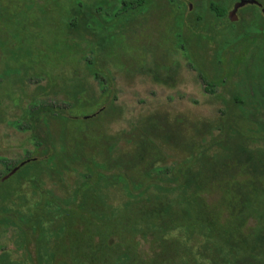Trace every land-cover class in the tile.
Instances as JSON below:
<instances>
[{"label":"rangeland","instance_id":"obj_1","mask_svg":"<svg viewBox=\"0 0 264 264\" xmlns=\"http://www.w3.org/2000/svg\"><path fill=\"white\" fill-rule=\"evenodd\" d=\"M98 1L103 0H0V158L17 169L0 183V191L10 182L37 220V231L31 229L33 237L25 247L17 245L16 227L0 225V245L11 252L13 261L39 264L36 236L51 225L52 204L59 206L57 199H66L81 182L79 174L89 168L106 181L122 175L133 183L134 194L142 185L152 204L143 208L145 201H138L141 214L123 216L125 197L117 180L109 184L106 210L136 219L143 229V219L151 218L141 216L145 210L164 208L166 200L178 199L156 189L158 176L149 177L148 172L175 169L178 163L173 174L191 188L186 198L191 197L194 219L173 227L170 220L162 221L167 242L176 240L197 264H261L264 14L249 5L239 9L236 22L228 17L216 21L210 2L232 11L238 1L149 0L141 14L121 24L114 19L116 27L106 32L72 29L68 19L78 5L94 6ZM255 1L264 7V0ZM199 13L205 19L201 24ZM87 64L108 83L102 85ZM200 73L215 84L213 92L206 91ZM43 105L65 119L49 115L45 126L44 113L38 114ZM118 154L121 160L129 158L133 167L122 171L111 163L105 168ZM52 155L58 156L62 175L37 166L26 170L33 164L43 166ZM17 197L0 203L15 210L24 202ZM172 216L180 218L177 213ZM107 224L96 221L88 228L97 234ZM118 236L127 238L123 229ZM50 240L56 243L53 236ZM79 240L78 235L70 238L73 243ZM138 240L139 256L149 260L154 248ZM117 242L115 236L108 241L113 246ZM84 252L86 264H99V254L88 248ZM173 255L163 251L162 262ZM130 264L141 263L135 259Z\"/></svg>","mask_w":264,"mask_h":264},{"label":"trees","instance_id":"obj_2","mask_svg":"<svg viewBox=\"0 0 264 264\" xmlns=\"http://www.w3.org/2000/svg\"><path fill=\"white\" fill-rule=\"evenodd\" d=\"M148 5L149 0H114V2L103 0L101 2L98 1L94 6L92 3L86 4V6L83 7L78 5L76 10L77 12H75L71 19H68V22L70 27L74 30L79 31L86 29L98 35V32L100 31L106 32L107 29L116 27L113 24L114 19L121 21L119 22L120 24L122 21L129 22L131 16L135 13L141 14L140 11ZM209 11L216 21H222L227 17L228 8L226 6L210 2ZM197 17L198 24L204 22L205 19L203 13H199ZM179 20L180 24H182V18ZM179 37L181 36L179 35ZM181 47L183 50H186L185 45H181ZM92 53L95 55L96 51H92ZM87 65L93 72L94 77L102 83V85H106V83H108L104 74L96 71L92 65L91 67L89 64ZM199 76L207 85L206 91L213 92L215 84L211 83L204 74L200 73ZM107 89L108 88L104 87L103 91L105 92ZM259 95L262 97L261 93H259ZM260 96L259 98H261ZM38 111V114L42 112L44 113L41 120L45 126L48 124L47 117L49 115L55 117L54 114H58L56 112H52L49 105L40 106ZM30 114L33 119L34 114H32V112ZM58 115L60 117L58 119H65L60 114ZM147 123L152 127L151 123ZM143 128L141 131L144 130ZM52 147L53 149H56L54 148L55 144H52ZM111 150L112 147L108 149L109 154H111ZM109 156L112 159V155ZM57 157V155H52L48 160H46L43 166L33 164L28 166L26 170L33 169V166H37L43 169V171L45 169L44 172L54 170L57 175H62L63 171L58 169L59 165ZM115 157L117 158L116 161L112 160V162H106L104 167L106 168L107 166H111V163H116L122 171H124L123 169L133 167V164L128 161L129 158L121 160L122 157L120 154ZM188 159L189 156L185 159V161ZM0 163L4 166V171L0 172L1 180L4 176L14 170L15 166L11 165L8 160L3 158H0ZM177 166L178 163L174 164V167H176L175 169L163 167L161 169L148 172L147 175L149 177L154 173L158 176V179L154 184L156 189L160 190L164 195L167 194L166 196L173 193L174 195H177L178 199L176 200V198H173L171 200H166V202H164L165 205H163V207L165 206L164 208H162L161 205H158L155 210H145L146 213L141 216L151 218L147 222L143 219V229L140 222L136 219L129 221V219L126 220L125 218L128 216H133V218H135L136 213L141 214L139 211L142 209H139L138 201H145V204L147 205L143 206V208H148L152 204V202L146 197V192L141 190L142 185L136 186L138 193L134 194L130 190V184L133 185V183H130L131 181L127 180V178L125 179L122 175L113 177L115 179H111V181H106L100 178L101 175H99V178L95 177V172L92 171V168H89L87 172L83 174L80 173L79 175L82 179L81 182L77 183L73 192L69 194L66 199L58 200L56 197L52 196L57 199L59 206L52 204L51 209L53 210L50 212V218L48 219L51 225L49 228H41V235L36 236L39 247V264H86L84 255L86 248H88L91 253L100 255L99 264H117L116 261L118 264H130L135 259H138L141 264H197V260H194L191 254L181 247L176 240H173V243L167 242V232L162 225V221H166V219L171 221V227L180 222L183 224L187 223L188 219H191V221L194 219L191 197L186 198L190 194L191 188L180 182L178 177L174 176L173 172L176 171ZM189 176L191 175H188V178ZM116 180L119 181L123 188L125 197L123 216L125 217L121 214L116 215L114 211L109 212L106 210L109 184ZM191 181L195 183L194 180ZM1 188L0 201L2 200L7 202L13 197H17V189L11 187L10 182L1 185ZM131 197H137L138 199L133 202L130 200ZM17 198L23 199L24 202H19V204L16 205L15 210H8L1 205L3 203H0V217H2L0 218V225L16 227L19 231L17 245H24L25 247L29 242L28 237L32 236L31 229L34 233L37 231V228L33 226L37 220L34 219V213L31 211L29 205H27L25 198ZM127 198H129V200ZM48 201L50 202L51 199L48 198ZM23 207L26 208L25 212L22 211ZM176 213L180 218L174 220L172 214L175 215ZM117 216H120L121 218H118ZM137 218H139L138 220H141L139 216H137ZM96 221H100L102 223L108 222V224L104 227H99L100 230L97 234H91L89 231V225L96 224ZM79 224L83 226V229L78 226ZM171 227L170 230L174 231V228ZM122 229L125 231L127 236L124 240H120L118 236ZM47 232L49 233V239L46 234ZM75 235H78L81 240L76 243L70 242V238ZM52 236L55 238L56 243H52L50 240ZM113 236L118 238V242L114 246L108 243L110 237ZM32 237H30V239ZM138 238H140L143 242H148V244L151 243V246L154 248V255L151 257L153 259L150 258L147 260L146 258L143 260L139 256L140 244L138 242ZM163 251L167 252V254L169 251L174 254L168 262H162L161 260ZM77 253L78 257L74 259ZM113 253L118 256L116 260H113L111 257L113 256ZM29 255L30 254L28 252L27 256ZM67 257L69 258L67 259ZM11 258V252L4 248L3 245H0V264H21V262L13 261ZM262 258L263 259L260 257V261L261 264H264V257Z\"/></svg>","mask_w":264,"mask_h":264},{"label":"water","instance_id":"obj_3","mask_svg":"<svg viewBox=\"0 0 264 264\" xmlns=\"http://www.w3.org/2000/svg\"><path fill=\"white\" fill-rule=\"evenodd\" d=\"M257 3L255 0H239L235 6H234V9L230 12L229 14V20L231 22H236L237 21V12L240 8L248 5V4H255ZM263 13H264V8H263ZM16 168L14 170H12L8 175H6L5 177H3L1 180H0V183H3L5 181H7L11 176H13L15 173H16Z\"/></svg>","mask_w":264,"mask_h":264},{"label":"flooded vegetation","instance_id":"obj_4","mask_svg":"<svg viewBox=\"0 0 264 264\" xmlns=\"http://www.w3.org/2000/svg\"><path fill=\"white\" fill-rule=\"evenodd\" d=\"M237 1H239V0H237ZM256 2H257V3H255V4H248V5H246V6L242 7V8H245V7L249 6V5H252V6L255 5V6H258V7L260 8V10L262 11L264 7L261 5L260 2H258V1H256ZM234 6H235V5H234ZM189 7H190V9L193 8L192 4H190ZM233 9H234V8H233ZM238 11H239V10H238ZM230 12H231V11H228V12H227V17H228V18H229V14H230ZM262 13H263V11H262ZM263 14H264V13H263Z\"/></svg>","mask_w":264,"mask_h":264}]
</instances>
